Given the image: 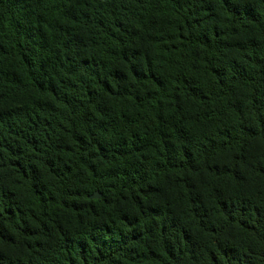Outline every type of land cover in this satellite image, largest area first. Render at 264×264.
<instances>
[{
  "label": "trees",
  "instance_id": "16d2710c",
  "mask_svg": "<svg viewBox=\"0 0 264 264\" xmlns=\"http://www.w3.org/2000/svg\"><path fill=\"white\" fill-rule=\"evenodd\" d=\"M0 264H264V0H0Z\"/></svg>",
  "mask_w": 264,
  "mask_h": 264
},
{
  "label": "water",
  "instance_id": "95a60500",
  "mask_svg": "<svg viewBox=\"0 0 264 264\" xmlns=\"http://www.w3.org/2000/svg\"><path fill=\"white\" fill-rule=\"evenodd\" d=\"M100 198H101V195L99 193H95L94 195L89 197L90 200H97Z\"/></svg>",
  "mask_w": 264,
  "mask_h": 264
}]
</instances>
